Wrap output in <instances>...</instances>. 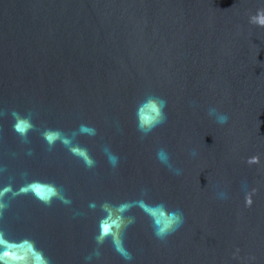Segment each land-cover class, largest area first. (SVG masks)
Here are the masks:
<instances>
[{
  "label": "water",
  "instance_id": "1",
  "mask_svg": "<svg viewBox=\"0 0 264 264\" xmlns=\"http://www.w3.org/2000/svg\"><path fill=\"white\" fill-rule=\"evenodd\" d=\"M0 264H264V0H0Z\"/></svg>",
  "mask_w": 264,
  "mask_h": 264
},
{
  "label": "clouds",
  "instance_id": "2",
  "mask_svg": "<svg viewBox=\"0 0 264 264\" xmlns=\"http://www.w3.org/2000/svg\"><path fill=\"white\" fill-rule=\"evenodd\" d=\"M162 103H163V102H162ZM162 103H161V107H162ZM208 112H209L210 115L215 114V113H216V109L210 107V108L208 109ZM162 119H163V115L161 114L160 120H162ZM216 119H217V122H219V123H224V122L227 120V116L224 115V114H217V115H216ZM160 120H158L157 123H159ZM158 154H159V153H158Z\"/></svg>",
  "mask_w": 264,
  "mask_h": 264
}]
</instances>
